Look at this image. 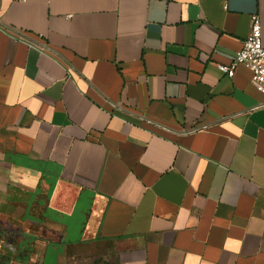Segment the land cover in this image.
Masks as SVG:
<instances>
[{"label":"crops","instance_id":"crops-1","mask_svg":"<svg viewBox=\"0 0 264 264\" xmlns=\"http://www.w3.org/2000/svg\"><path fill=\"white\" fill-rule=\"evenodd\" d=\"M264 0H0V264H264Z\"/></svg>","mask_w":264,"mask_h":264},{"label":"built area","instance_id":"built-area-1","mask_svg":"<svg viewBox=\"0 0 264 264\" xmlns=\"http://www.w3.org/2000/svg\"><path fill=\"white\" fill-rule=\"evenodd\" d=\"M239 66L247 67L251 72V82L264 92V45L262 41V23L258 14L251 16V29L244 40L241 50L236 52L230 65H219L221 73L232 78Z\"/></svg>","mask_w":264,"mask_h":264}]
</instances>
